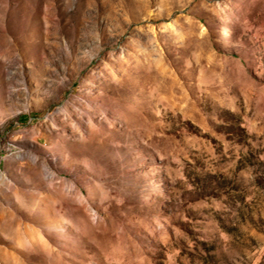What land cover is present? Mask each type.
Instances as JSON below:
<instances>
[{"label": "rangeland", "instance_id": "374dc122", "mask_svg": "<svg viewBox=\"0 0 264 264\" xmlns=\"http://www.w3.org/2000/svg\"><path fill=\"white\" fill-rule=\"evenodd\" d=\"M0 264H264V0H0Z\"/></svg>", "mask_w": 264, "mask_h": 264}]
</instances>
